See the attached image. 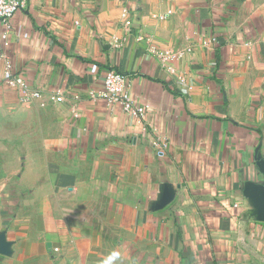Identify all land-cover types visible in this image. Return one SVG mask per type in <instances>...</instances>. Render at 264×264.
Masks as SVG:
<instances>
[{"label": "crops", "instance_id": "obj_1", "mask_svg": "<svg viewBox=\"0 0 264 264\" xmlns=\"http://www.w3.org/2000/svg\"><path fill=\"white\" fill-rule=\"evenodd\" d=\"M11 26L4 49L0 21V54L67 101L22 106L0 59L2 119L21 130L38 115L0 167V264H102L113 251L115 264H264V223L241 191L263 180L264 0H29ZM152 50L185 52L169 61L177 75ZM110 70L145 119L88 98Z\"/></svg>", "mask_w": 264, "mask_h": 264}, {"label": "built area", "instance_id": "obj_2", "mask_svg": "<svg viewBox=\"0 0 264 264\" xmlns=\"http://www.w3.org/2000/svg\"><path fill=\"white\" fill-rule=\"evenodd\" d=\"M29 0H0V21L6 27V32L1 37L2 47L7 49L10 47L9 31L11 30L12 19L20 10L24 9ZM171 12L168 13L170 15ZM166 15L154 16V18L159 20H165ZM123 29L127 33H132L133 31V21L131 18V11L128 9L124 10L122 13ZM137 41H143L141 36H138ZM153 55L158 58L161 62L162 67L169 71L170 73L177 75L176 69L169 65L172 57L182 58L185 52L174 54L172 50L162 53L157 50H152ZM0 59L4 63V76L6 84L9 88L17 91L20 96V104L24 107H31L34 105H39L42 108L49 106L64 104L67 101V96L64 90L58 89L53 93H46L44 90L32 87L24 76L15 73L13 70L12 62L7 56L6 52L3 51L0 54ZM177 79L179 82L185 83V79L182 75H178ZM88 98L91 100L104 99L111 106L120 105L122 109L136 118L138 120L145 119L148 106H142L137 104L131 95L130 85L128 78L115 70L107 71L104 75V87L99 92H89L87 94ZM81 95H75L72 101H81ZM159 141V140H158ZM156 141L155 146H160L161 144ZM238 208L239 204H235Z\"/></svg>", "mask_w": 264, "mask_h": 264}, {"label": "rangeland", "instance_id": "obj_3", "mask_svg": "<svg viewBox=\"0 0 264 264\" xmlns=\"http://www.w3.org/2000/svg\"><path fill=\"white\" fill-rule=\"evenodd\" d=\"M38 120V115H24L21 122V130H17L16 126L18 125L19 120H7L2 119V116H0V167L6 166L5 159L12 156V153L10 150H12V146L8 144V141L11 139L18 140L19 136L25 135L26 139H32L34 136V126L35 121ZM22 149V148H21ZM34 147H27V151L31 152ZM23 150V149H22ZM27 152V153H28ZM12 165V164H10ZM3 181L0 180V183ZM14 182V181H13ZM12 184V183H11Z\"/></svg>", "mask_w": 264, "mask_h": 264}, {"label": "water", "instance_id": "obj_4", "mask_svg": "<svg viewBox=\"0 0 264 264\" xmlns=\"http://www.w3.org/2000/svg\"><path fill=\"white\" fill-rule=\"evenodd\" d=\"M255 164L259 173L263 176L260 183L247 181L242 187L243 197L252 207L251 215L257 221L264 223V156L260 153V148L256 150ZM8 244L5 237H0V254H8Z\"/></svg>", "mask_w": 264, "mask_h": 264}, {"label": "clouds", "instance_id": "obj_5", "mask_svg": "<svg viewBox=\"0 0 264 264\" xmlns=\"http://www.w3.org/2000/svg\"><path fill=\"white\" fill-rule=\"evenodd\" d=\"M119 259L120 253L118 251H113L102 261V264H115Z\"/></svg>", "mask_w": 264, "mask_h": 264}]
</instances>
